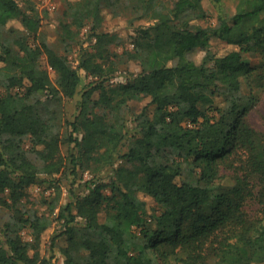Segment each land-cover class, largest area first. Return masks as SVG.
Masks as SVG:
<instances>
[{
    "label": "trees",
    "instance_id": "obj_1",
    "mask_svg": "<svg viewBox=\"0 0 264 264\" xmlns=\"http://www.w3.org/2000/svg\"><path fill=\"white\" fill-rule=\"evenodd\" d=\"M106 1L68 2L65 41L89 21L96 37L75 66L48 42L41 10L0 0V205L11 211L0 264H52L47 248L59 238L65 264H264V131L248 118L264 90V0H236L235 13L207 26L203 0H131L151 22L122 53L112 49L120 33L100 28ZM213 37L234 49L218 55ZM196 48L205 50L200 63L188 55ZM249 51L261 64L243 59ZM128 59L140 71L112 82ZM144 97L155 109L145 106L131 127L129 101ZM106 170L109 182L97 178ZM85 171L95 174L86 193L71 190L60 204L57 190L47 201L50 212L59 207L61 230L42 247L53 220L22 206L28 189ZM27 227L32 241L22 237Z\"/></svg>",
    "mask_w": 264,
    "mask_h": 264
},
{
    "label": "rangeland",
    "instance_id": "obj_2",
    "mask_svg": "<svg viewBox=\"0 0 264 264\" xmlns=\"http://www.w3.org/2000/svg\"><path fill=\"white\" fill-rule=\"evenodd\" d=\"M24 9H28L32 6H35L44 14L42 20V32L47 37L50 45L60 53L67 54L76 66L79 63L81 54L85 49L93 50L96 37L92 33L93 22L89 21L87 24L82 27L77 37L74 40L64 39L62 22L66 19L65 10L68 5V2L74 0H18ZM115 0L106 1L103 9L104 20L101 24V29L105 31L118 32L121 35V41L112 45V49L119 53H122L126 49H132L134 47L131 40L132 35L135 34L136 28L139 25H146L151 22L148 17H141L140 14H137L129 6L131 0H118L116 7L118 13L114 12L110 2ZM168 4H171L173 0H165ZM203 4L207 10V17L201 20V24L204 26L207 25H216L219 22V15L222 12L223 14L230 16L235 13L236 10V0H225L221 3V6L214 0H203ZM107 5V6H106ZM222 10V11H221ZM47 13V14H46ZM211 49L216 52L218 55H223L228 51L234 49L233 45L228 44L224 40L213 37L211 39ZM188 55L193 58L196 62L200 63L205 55V50L201 48H196L193 51L189 52ZM243 59L251 65H259L262 62L261 57L254 51L245 52L243 54ZM44 67H48L46 60L42 62ZM51 69V68H49ZM141 69L139 63L135 59H128L121 63L120 70L121 72L112 79V82H121L125 80L127 73L139 72ZM84 83H88L92 78L86 76L84 70L80 71ZM51 75L55 78V73L52 71ZM244 92H248L249 88L246 83L243 85ZM256 96H258V103L252 108L249 113L248 118L251 123L258 129L264 131V90L257 88L255 90ZM99 96V91H96L94 97ZM223 97L218 95L217 105L221 104ZM75 101H71L67 105L71 108V111L75 110ZM148 105L149 112H153L155 105L151 104V97H144L142 99H131L129 101V106L131 108V114L129 115V124L133 127L134 117L137 113L145 108ZM26 146L30 147L29 139L26 140ZM66 151V146L64 147ZM127 150V148L125 149ZM29 155L32 158H35V154L31 151ZM125 164L130 166L124 160L117 162L118 164ZM95 174L90 171L80 172L78 177H75L73 174H54L55 182L50 184V182H41L33 184L28 189V196L24 199L22 206L29 211L36 210L39 214L50 215L53 220L52 226L45 232V238L42 247L45 246L46 240H51L52 236L58 234L61 230L60 220L57 219V213L59 207L56 208L55 212H50L47 201L53 199L56 194V191L61 192L60 204H65L72 199V193L78 192L84 194L88 191L86 182L89 179L94 178ZM112 176V171L106 170L98 174V179L101 181L109 182ZM74 182V183H73ZM73 192H72V191ZM105 193H110V187L107 186L104 189ZM139 197L144 200L149 211L156 210L160 211L158 204L153 202L150 197L146 196L143 192H139ZM60 206V205H58ZM11 215V211L5 206L0 205V228L6 222ZM100 221H105L107 219L106 210H102L99 214ZM136 230V228H134ZM22 237L25 241H32L33 235L30 228H25L21 231ZM65 243L64 239H57L56 243L53 246L47 248V257H50L52 264H65V255L62 253V246Z\"/></svg>",
    "mask_w": 264,
    "mask_h": 264
}]
</instances>
